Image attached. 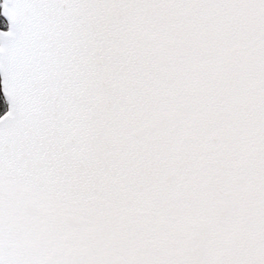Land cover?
<instances>
[{
	"label": "snow or ice",
	"instance_id": "obj_1",
	"mask_svg": "<svg viewBox=\"0 0 264 264\" xmlns=\"http://www.w3.org/2000/svg\"><path fill=\"white\" fill-rule=\"evenodd\" d=\"M0 16V264H264V0Z\"/></svg>",
	"mask_w": 264,
	"mask_h": 264
},
{
	"label": "trees",
	"instance_id": "obj_2",
	"mask_svg": "<svg viewBox=\"0 0 264 264\" xmlns=\"http://www.w3.org/2000/svg\"><path fill=\"white\" fill-rule=\"evenodd\" d=\"M0 3H2V0H0ZM0 19H3L2 16H0ZM3 25H0V28H2ZM6 111V106H4V96L1 89V83H0V115H2Z\"/></svg>",
	"mask_w": 264,
	"mask_h": 264
}]
</instances>
